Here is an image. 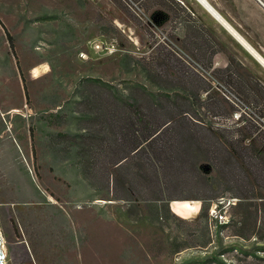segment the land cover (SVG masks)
<instances>
[{"label": "rangeland", "instance_id": "rangeland-1", "mask_svg": "<svg viewBox=\"0 0 264 264\" xmlns=\"http://www.w3.org/2000/svg\"><path fill=\"white\" fill-rule=\"evenodd\" d=\"M134 1L170 36V23L157 24L146 9L154 0L146 7ZM156 39L121 0H0L2 264H31L25 248L32 232L22 215L48 197L78 206L94 197L102 208L110 200V219L130 225L119 250L126 262L140 257L131 264H264V165L253 157L264 138L254 132L252 108L178 40L172 38L196 63ZM96 40L102 45L94 50ZM212 78L243 104L230 102ZM133 82L142 91L165 92L155 97L160 120L176 116L150 147L128 153L112 168L105 156L92 163L78 158L74 134H113L107 117L100 122L108 113L110 85L131 93L138 109L144 105L145 94ZM85 97L100 114L93 123L80 117ZM239 107L246 113L236 117ZM107 142L118 141L109 136ZM169 199L198 202L199 208L182 218ZM59 226L65 227L62 220ZM69 240V258L87 264L76 252L77 232ZM112 250L119 256L110 243ZM90 257L93 264L110 261L99 253Z\"/></svg>", "mask_w": 264, "mask_h": 264}, {"label": "crops", "instance_id": "crops-1", "mask_svg": "<svg viewBox=\"0 0 264 264\" xmlns=\"http://www.w3.org/2000/svg\"><path fill=\"white\" fill-rule=\"evenodd\" d=\"M197 1L154 0L147 8V0H140L157 24L169 22L170 36L203 66L217 71L252 108L257 117L252 118L254 132L264 131V0ZM93 199L78 206L72 200L61 204L48 197L43 203H33V209H26L22 217L32 232H28L25 248L31 264H75L68 255L69 237L74 232L81 240L76 252L85 256L87 264H93L90 256L95 254L97 259L98 253L110 260L105 264H131L140 258L130 257L126 262L120 256L128 241L126 236L130 237V225L110 219V200L102 208ZM40 204L49 209H39ZM61 220L64 228L59 226ZM110 243L119 256L113 250L110 254Z\"/></svg>", "mask_w": 264, "mask_h": 264}, {"label": "trees", "instance_id": "trees-1", "mask_svg": "<svg viewBox=\"0 0 264 264\" xmlns=\"http://www.w3.org/2000/svg\"><path fill=\"white\" fill-rule=\"evenodd\" d=\"M6 39L9 40L8 34H6ZM218 70V69H217ZM96 85H103L99 80H91ZM134 83V84H133ZM132 85L134 87H139V90H146L144 86L138 83L133 82ZM105 89V88H103ZM135 90V89H134ZM139 92V91H138ZM145 96H143L144 105L141 106L137 104V99L131 93L119 94L114 88L110 85V93L105 94V104L104 106L108 107V113L104 115L100 122L103 123L106 118L109 120L108 126H112L113 124V135H110V131L108 129L107 135H101V133L96 134L95 132L89 133H78L74 134L78 139H80L79 143H77V155L78 158H82L86 163H92L97 156H105L107 157V165L109 167H113L120 162L124 157H126L129 153L130 156L136 155V152L145 146H151L161 131V128L167 124L173 116L167 117L165 119L160 120V115L155 112V97L157 95H166L165 92H157V91H142ZM95 95V94H94ZM98 95V94H96ZM95 95V96H96ZM89 98V96H88ZM87 97L83 98L86 101L85 108L82 110L81 118L85 122L91 121L93 123L95 120H99L100 114L97 113L96 109L89 105V100ZM89 106V107H88ZM89 111H91L90 115ZM86 119V120H85ZM111 128V127H110ZM257 130V126H256ZM257 137L262 136L264 138V131L257 130ZM112 138L115 141H118L117 145H110L108 138ZM95 140L97 143H95ZM94 141V142H93ZM120 144V145H119ZM120 146L121 148L116 150ZM258 148L253 147L254 155L253 157L258 160L260 164L264 165V139L258 142ZM262 148L261 151L259 148ZM135 152V153H134ZM152 155L157 156L155 150L151 151ZM149 161L151 160V156L148 153ZM163 158V156H161ZM167 157V156H164ZM156 159V158H155ZM185 198L177 199L182 200ZM176 200V199H169ZM263 214H264V208ZM254 224L256 219H253ZM260 228V226L258 227Z\"/></svg>", "mask_w": 264, "mask_h": 264}, {"label": "built area", "instance_id": "built-area-1", "mask_svg": "<svg viewBox=\"0 0 264 264\" xmlns=\"http://www.w3.org/2000/svg\"><path fill=\"white\" fill-rule=\"evenodd\" d=\"M87 1H96V0H87ZM121 1L123 2V4L128 9L135 12L136 16L143 23H145L148 27L153 28V32L157 38L156 39L157 42H160L164 47H167L173 54H176L177 56L181 57L183 60L189 59L190 61L194 62V60L175 41H173L171 36H169L164 30H162L160 27H158L157 25H155L154 23L151 22L149 17L145 13H143V11L138 7V5L136 4V1H134V0H121ZM101 43H102V41H100V40L92 41L90 43V47L94 50L100 49L101 45H102ZM108 51H110V50H108ZM194 63H196V62H194ZM197 66L201 68L200 65H197ZM205 72L207 73V75H209L208 71H205ZM212 82L215 84L221 85L223 90L228 92V94H225L224 92H222V93L234 105H237L238 103H242V101L235 94H233L226 87H224V85L222 83H220L219 81H217L214 78H212ZM241 111L246 113L242 107H239V110L235 111L236 117L241 115ZM251 113H252V111H251ZM252 117L253 118L255 117L257 119V117L254 115H252ZM261 119L263 121V118H261ZM262 127L264 128V123H262Z\"/></svg>", "mask_w": 264, "mask_h": 264}, {"label": "bare ground", "instance_id": "bare-ground-1", "mask_svg": "<svg viewBox=\"0 0 264 264\" xmlns=\"http://www.w3.org/2000/svg\"><path fill=\"white\" fill-rule=\"evenodd\" d=\"M169 206H170L171 211L173 213H175L176 215H178L179 217H182V218H188V217L195 215L198 208H199L198 202L177 201V200H174V201L170 200Z\"/></svg>", "mask_w": 264, "mask_h": 264}, {"label": "water", "instance_id": "water-1", "mask_svg": "<svg viewBox=\"0 0 264 264\" xmlns=\"http://www.w3.org/2000/svg\"><path fill=\"white\" fill-rule=\"evenodd\" d=\"M2 256H3V253H2V250L0 248V264H2Z\"/></svg>", "mask_w": 264, "mask_h": 264}]
</instances>
